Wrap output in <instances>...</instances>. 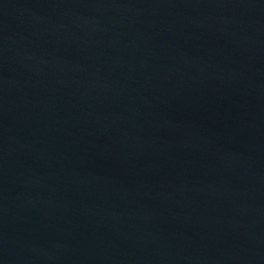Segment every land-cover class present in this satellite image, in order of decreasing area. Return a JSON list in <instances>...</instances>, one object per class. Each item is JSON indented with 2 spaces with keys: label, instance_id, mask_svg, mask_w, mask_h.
<instances>
[{
  "label": "water",
  "instance_id": "1",
  "mask_svg": "<svg viewBox=\"0 0 264 264\" xmlns=\"http://www.w3.org/2000/svg\"><path fill=\"white\" fill-rule=\"evenodd\" d=\"M0 264H264V0H0Z\"/></svg>",
  "mask_w": 264,
  "mask_h": 264
}]
</instances>
